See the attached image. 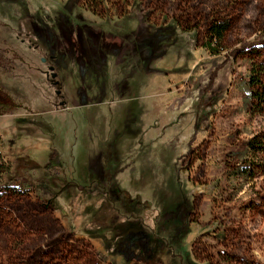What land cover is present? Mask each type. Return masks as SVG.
<instances>
[{
    "label": "rangeland",
    "instance_id": "1",
    "mask_svg": "<svg viewBox=\"0 0 264 264\" xmlns=\"http://www.w3.org/2000/svg\"><path fill=\"white\" fill-rule=\"evenodd\" d=\"M81 2L0 0V147L17 170L9 185L36 187L0 197V264H264V173L243 161L263 124L246 94L252 64L264 65V0H122L120 18ZM214 20L229 25L215 54L204 46ZM83 23L95 34L122 25L123 80L134 71L115 93L100 74L84 82L89 54L72 32ZM141 71L164 74L162 91L138 89ZM37 163L42 177L28 172ZM51 177L54 191L75 186L44 205L54 191L37 186ZM118 188L150 207L109 250L82 229L107 198L126 213Z\"/></svg>",
    "mask_w": 264,
    "mask_h": 264
},
{
    "label": "trees",
    "instance_id": "2",
    "mask_svg": "<svg viewBox=\"0 0 264 264\" xmlns=\"http://www.w3.org/2000/svg\"><path fill=\"white\" fill-rule=\"evenodd\" d=\"M80 6L84 7L94 15L99 17L109 16L113 18L114 16L120 18L124 16L126 11V5L122 0H114L111 7H106L103 0H82ZM116 9L117 12L112 14V9ZM228 23L223 20H214L210 23L206 32L205 47L213 54L224 49L225 34L228 30ZM54 84L58 89L61 90V83L56 74L52 76ZM248 87H250L247 95V105L249 106V114L251 117H258L263 122L262 126L256 131L247 143V152L244 154L243 161H249L251 166H255V170L264 173V65L253 63L250 68L249 79L247 81ZM203 114L196 113L195 127L203 122ZM249 168V167H248ZM246 167L241 165L237 167V173L242 177H252L253 169L249 168L246 171ZM44 168L38 163L35 164L34 169L28 171L30 174L37 173L40 176ZM250 171V172H249ZM16 168H13L9 160L7 159L5 153L0 147V197L3 193L9 192L10 188L18 191H30L32 189L36 190V187L32 186V182L28 179L27 181H22L19 185L11 187L9 185V180L14 179L16 174ZM42 177V176H40ZM39 177V178H40ZM106 173L103 174V180L106 179ZM46 183L40 182L37 186L38 192L41 193L53 192L56 183L54 179L46 178ZM97 180V179H96ZM98 181V180H97ZM47 184V185H46ZM75 184L69 182L67 185H63L53 192L54 196L48 199H43L42 196L38 198L42 201L44 205L53 204V201L58 197V195L63 192L69 186ZM100 185V183H99ZM97 184V189L105 195L103 187ZM78 190H86V186L77 185ZM12 190V189H11ZM56 194V195H55ZM116 196L119 198L121 205L125 208L126 213H121L120 210L115 206L114 199L107 198V203L100 206L91 218L87 221L86 227L82 231L89 237L101 241L109 250L116 249L119 243H121L132 231H138L143 226L142 216L144 215L145 208L150 207L149 201H144L139 195L131 197L130 194L122 189H116ZM132 204V205H131ZM114 217V219H112Z\"/></svg>",
    "mask_w": 264,
    "mask_h": 264
},
{
    "label": "crops",
    "instance_id": "3",
    "mask_svg": "<svg viewBox=\"0 0 264 264\" xmlns=\"http://www.w3.org/2000/svg\"><path fill=\"white\" fill-rule=\"evenodd\" d=\"M110 22L114 23L113 21ZM75 25L77 26V28L75 30L73 29L74 31L72 32L76 33L74 35H76L77 41L81 46V49L86 52V54H89V59H87V63L85 62L86 64H84L79 60L78 57L71 58L74 61V65L76 63L78 66V64L81 62L82 76H86L88 78L84 82H86L87 84H91L92 81L90 80V78L100 74L104 78V80L100 82L98 88L102 89L105 93L110 91L115 93V91L119 90V86L121 85L120 83L122 81H125L127 83L129 81L128 78H132L134 71L133 70L131 73H127L126 78H124L123 80V76H121V74H123V71H127V68L130 66L131 62L120 58V49L123 45V42L126 41V39L123 40V36L121 35L120 28L122 27V25L117 28V30H111L109 26H106L108 29L101 27L100 29H98V34H95L91 30L95 28V26L93 25L83 23V28L79 27V25L77 24ZM135 28H138V25H136ZM85 29H87V32L93 36L87 37L85 35ZM143 29L144 27H141V30ZM134 63L137 64V66L135 67V69L137 68V70L143 66L140 65L139 61H135ZM141 72L143 73L139 83L141 86H139L138 82H136L137 79L136 81H134V84L137 85L138 89L154 87L155 90L160 92L162 91V88L164 87L165 83L168 81V79H164L166 78L164 74L160 75L159 73H156L154 75L153 73L148 72V75H146V71ZM60 83L62 87L63 83ZM90 89L91 88H88V90ZM119 99L120 98L115 97L112 101L105 100V102L106 105L107 103L116 104L120 101ZM88 170L95 172L96 176L100 179L101 175L98 173L97 167Z\"/></svg>",
    "mask_w": 264,
    "mask_h": 264
},
{
    "label": "water",
    "instance_id": "4",
    "mask_svg": "<svg viewBox=\"0 0 264 264\" xmlns=\"http://www.w3.org/2000/svg\"><path fill=\"white\" fill-rule=\"evenodd\" d=\"M44 60V59H43Z\"/></svg>",
    "mask_w": 264,
    "mask_h": 264
}]
</instances>
